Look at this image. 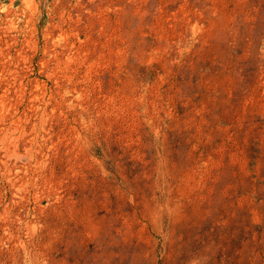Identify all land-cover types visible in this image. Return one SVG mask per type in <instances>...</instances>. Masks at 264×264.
<instances>
[{"label":"rangeland","instance_id":"obj_1","mask_svg":"<svg viewBox=\"0 0 264 264\" xmlns=\"http://www.w3.org/2000/svg\"><path fill=\"white\" fill-rule=\"evenodd\" d=\"M0 264H264V0H0Z\"/></svg>","mask_w":264,"mask_h":264}]
</instances>
